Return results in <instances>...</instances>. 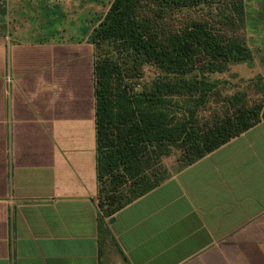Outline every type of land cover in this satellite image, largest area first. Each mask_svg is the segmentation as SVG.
Instances as JSON below:
<instances>
[{
	"label": "crops",
	"instance_id": "crops-1",
	"mask_svg": "<svg viewBox=\"0 0 264 264\" xmlns=\"http://www.w3.org/2000/svg\"><path fill=\"white\" fill-rule=\"evenodd\" d=\"M94 1L0 0V264H264V118L102 215ZM244 5L264 87V0Z\"/></svg>",
	"mask_w": 264,
	"mask_h": 264
},
{
	"label": "trees",
	"instance_id": "trees-1",
	"mask_svg": "<svg viewBox=\"0 0 264 264\" xmlns=\"http://www.w3.org/2000/svg\"><path fill=\"white\" fill-rule=\"evenodd\" d=\"M89 41L105 217L171 175L154 167L162 157L179 151V171L264 118V102L247 106L238 93L225 116L202 123L197 114L228 82L218 74L252 65L244 0H111ZM251 79L264 92L262 77Z\"/></svg>",
	"mask_w": 264,
	"mask_h": 264
},
{
	"label": "rangeland",
	"instance_id": "rangeland-1",
	"mask_svg": "<svg viewBox=\"0 0 264 264\" xmlns=\"http://www.w3.org/2000/svg\"><path fill=\"white\" fill-rule=\"evenodd\" d=\"M111 0H95L93 13H94V24L95 27L102 19L104 13L106 12ZM248 64H234L229 67V70L218 74L219 78L227 79L228 82L221 85L218 89L217 94L211 95L205 104L198 110V117L201 122L211 123L212 117L225 116L226 111L231 112L232 108L227 102V96H231L234 93H238L242 96V102L247 106H252L255 104L264 102V92L260 91L255 82L251 79L253 77H247L242 71L247 70L245 66ZM241 66V67H240ZM250 66V65H248ZM244 75H240V74ZM250 74V73H249ZM146 75H152L151 69H146ZM179 154V151L175 150L170 155L164 156L161 160L155 164L154 167H165L168 173L172 174L176 172V159Z\"/></svg>",
	"mask_w": 264,
	"mask_h": 264
},
{
	"label": "water",
	"instance_id": "water-1",
	"mask_svg": "<svg viewBox=\"0 0 264 264\" xmlns=\"http://www.w3.org/2000/svg\"><path fill=\"white\" fill-rule=\"evenodd\" d=\"M113 219H114V218H113V217H111L109 221L111 222Z\"/></svg>",
	"mask_w": 264,
	"mask_h": 264
}]
</instances>
